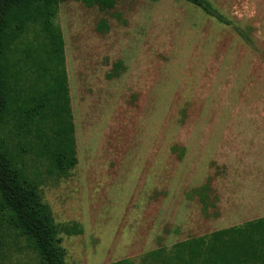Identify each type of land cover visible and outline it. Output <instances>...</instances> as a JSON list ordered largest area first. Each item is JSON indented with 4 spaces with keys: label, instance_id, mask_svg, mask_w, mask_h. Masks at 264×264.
Segmentation results:
<instances>
[{
    "label": "rangeland",
    "instance_id": "rangeland-1",
    "mask_svg": "<svg viewBox=\"0 0 264 264\" xmlns=\"http://www.w3.org/2000/svg\"><path fill=\"white\" fill-rule=\"evenodd\" d=\"M209 1L254 49L185 0H61L78 164L52 174L33 135L8 122L0 136L39 185L68 264H142L264 217V0ZM7 219L0 264H38Z\"/></svg>",
    "mask_w": 264,
    "mask_h": 264
},
{
    "label": "trees",
    "instance_id": "trees-1",
    "mask_svg": "<svg viewBox=\"0 0 264 264\" xmlns=\"http://www.w3.org/2000/svg\"><path fill=\"white\" fill-rule=\"evenodd\" d=\"M83 1L103 9L115 4V0ZM185 1L255 48L249 33L209 0ZM60 2L0 0V130L13 122L26 136L33 135L37 155L48 161L49 172L67 175L78 157L65 41L56 23ZM0 211L7 215L9 229L36 253L38 264H68L61 229L42 201L39 185L1 136ZM67 232H75L74 226ZM2 244L0 234V248ZM142 264H264V217L158 248L146 253Z\"/></svg>",
    "mask_w": 264,
    "mask_h": 264
},
{
    "label": "crops",
    "instance_id": "crops-1",
    "mask_svg": "<svg viewBox=\"0 0 264 264\" xmlns=\"http://www.w3.org/2000/svg\"><path fill=\"white\" fill-rule=\"evenodd\" d=\"M263 188H264V186H263Z\"/></svg>",
    "mask_w": 264,
    "mask_h": 264
}]
</instances>
